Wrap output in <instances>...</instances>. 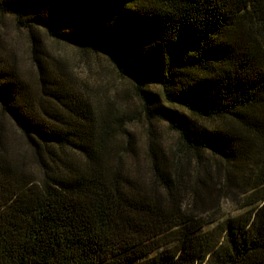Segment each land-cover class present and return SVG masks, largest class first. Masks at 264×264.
<instances>
[{
  "label": "trees",
  "instance_id": "1",
  "mask_svg": "<svg viewBox=\"0 0 264 264\" xmlns=\"http://www.w3.org/2000/svg\"><path fill=\"white\" fill-rule=\"evenodd\" d=\"M0 14L28 32L37 74L33 88L0 60V113L37 170L0 138V264H264V0H0ZM40 30L106 55L182 155L151 143L150 182L127 166L38 56ZM232 189L240 212L195 218Z\"/></svg>",
  "mask_w": 264,
  "mask_h": 264
},
{
  "label": "rangeland",
  "instance_id": "2",
  "mask_svg": "<svg viewBox=\"0 0 264 264\" xmlns=\"http://www.w3.org/2000/svg\"><path fill=\"white\" fill-rule=\"evenodd\" d=\"M35 34L40 40L38 56L65 79L70 87L86 97L98 118L104 119L111 134L110 146L116 154H125L124 161L127 166L134 168V165L138 168V174L150 182L147 152L151 143L169 158L173 153L182 155L176 133L164 123L146 119L142 105L134 94L132 83L119 75L106 55L53 40L42 30ZM0 60L18 71L35 88L37 74L29 34L17 27L12 17L1 14ZM0 138L10 158L25 159L29 168L37 173L20 132L1 113ZM232 192L227 196L213 193L212 203L193 209L195 218L210 222L218 215L227 217L240 212V191L232 189ZM183 206H186V203ZM211 226L212 224L208 223L205 228Z\"/></svg>",
  "mask_w": 264,
  "mask_h": 264
}]
</instances>
